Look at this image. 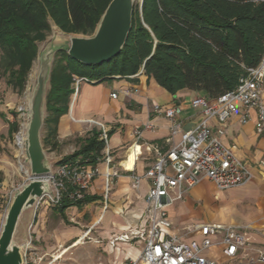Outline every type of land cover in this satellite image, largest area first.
<instances>
[{"label":"crops","instance_id":"obj_1","mask_svg":"<svg viewBox=\"0 0 264 264\" xmlns=\"http://www.w3.org/2000/svg\"><path fill=\"white\" fill-rule=\"evenodd\" d=\"M78 85L80 87L71 96L69 110L59 119L56 136L51 138L48 146H44L51 170L77 150V138L87 137L94 129L101 130L94 121L102 122L107 127L113 164L106 162L104 147L101 156L87 164L89 169L96 165L99 174L93 179L85 200L76 204L64 202L65 205L63 203L61 206L43 203L37 208L33 206L23 210L15 234L20 235V240L16 237L14 239L22 245L32 237L37 250L53 251L55 259L50 264H57L60 256L62 258L86 242L94 243L99 253L96 259L93 258L95 253H89L79 264H123L127 258H135L141 253L143 249H138L135 244L144 239L125 240L121 236L149 228L146 194L150 182L143 175L155 164L159 152L165 153L173 143L181 139L180 133L171 138L170 120L156 113L154 106L158 104L167 108L180 105L182 111L178 117L184 128L202 116L200 109L192 106L195 97L206 96L209 103H214L217 98L210 97L205 90L187 88L171 93L143 70L135 75L87 78ZM116 91L118 96L113 97L111 94ZM20 94L0 77V232L7 212L6 193L24 178L15 164L18 150L14 143L16 131H12L14 124H18L19 128L22 122L17 105ZM262 98L264 101V91ZM245 114V107L237 102V110L226 122L221 123L212 118L208 123L214 130H225L222 140L248 167L252 173L250 180L243 185L222 190L209 178H203L185 191L182 199L166 208L172 222L169 232L178 236L182 242L201 243L203 235L200 229H189L201 223L233 225L246 235V246L240 248L235 256H228L224 252L226 246L222 243L223 232L212 237L214 245L202 253L220 264L248 262L257 257L259 249L264 250V133L256 130V109H249L248 119L243 122ZM137 129L140 133H136ZM46 133L47 129L44 135L41 133L42 142ZM52 143L56 144L55 148H51ZM78 159L81 158L71 160ZM52 160L58 163L53 165ZM107 172H117L118 176L113 177L106 202L104 192ZM133 174L141 176L138 186H134ZM211 187L220 192L230 190L233 193L232 199L239 203L241 214L247 221L239 223L235 220L223 222L194 219ZM171 193L176 195L178 189L171 190ZM44 241L46 249L42 245Z\"/></svg>","mask_w":264,"mask_h":264},{"label":"trees","instance_id":"obj_2","mask_svg":"<svg viewBox=\"0 0 264 264\" xmlns=\"http://www.w3.org/2000/svg\"><path fill=\"white\" fill-rule=\"evenodd\" d=\"M111 0H0V77L17 93L26 89L40 45L56 26L92 35ZM264 56V0H143L135 5L122 53L99 65L54 57L46 93V147L69 110L76 77L102 79L141 70L171 93L205 90L212 98L236 89ZM14 124L12 131H17ZM101 130L77 138L71 159L95 162ZM56 144L52 143L51 148ZM67 202V201H66ZM70 203V202H68ZM65 205V203L63 204Z\"/></svg>","mask_w":264,"mask_h":264},{"label":"built area","instance_id":"obj_3","mask_svg":"<svg viewBox=\"0 0 264 264\" xmlns=\"http://www.w3.org/2000/svg\"><path fill=\"white\" fill-rule=\"evenodd\" d=\"M84 77H76L75 90ZM130 90H126L129 92ZM264 56L257 67L250 69V74L241 84L209 103L208 98L199 95L192 100V106L199 108L203 119L188 130H184L178 115L182 108L180 105L163 108L156 104V113L164 115L171 122V138L181 134L179 142H175L165 153L159 152L155 164L149 167L144 177L148 178L150 188L146 194V215L149 220L148 230L124 234L121 239H144L145 245L141 253L135 258H127L123 264H220L217 260L203 255L202 251L214 245L213 236L223 232L222 243L224 252L228 256H235L238 250L247 244L246 235L233 225L221 223L194 224L189 229H200L203 240L182 242L178 236L169 232L172 222L168 218L167 206L184 197L185 191L197 185L203 178L212 180L222 190L245 184L252 177L248 167L239 160L232 150L223 142L225 133L223 128L214 130L208 121L216 118L219 122H226L237 110V102L245 107L246 114L242 121L248 119V110L256 109V130L264 133ZM118 96V92L111 94ZM22 122L15 133V140L24 156L21 168L25 171L22 181L15 183L6 193L7 209L16 192L21 190L31 180H46L49 189L37 197L34 206L37 208L43 203L61 206L64 202L80 203L85 200L93 179L99 174L96 165L89 169L87 159L68 160L61 162L55 169L47 174L34 175L25 162V139L29 106H20ZM101 128L100 137L104 141L106 162L113 164L110 154L109 134L104 123L94 121ZM136 133H140L137 129ZM172 170L173 173L170 171ZM105 180L104 197L107 202L114 174L107 172ZM134 186H138L141 176L132 175ZM178 189L176 195L171 190ZM23 264L36 262L38 258L32 237L21 245ZM234 264H264V250L259 249L257 257L248 262Z\"/></svg>","mask_w":264,"mask_h":264},{"label":"water","instance_id":"obj_4","mask_svg":"<svg viewBox=\"0 0 264 264\" xmlns=\"http://www.w3.org/2000/svg\"><path fill=\"white\" fill-rule=\"evenodd\" d=\"M143 0H111L92 35H73L70 43H50L39 54L40 67L36 84L29 98V114L25 139V162L34 175L51 171V164L42 142L48 83L55 54L67 49L68 54L88 65H99L122 53L132 30L135 5ZM203 119L201 116L190 129ZM49 189L46 180L34 179L15 193L0 232V264H23L21 245L15 241L19 217L34 206L37 197Z\"/></svg>","mask_w":264,"mask_h":264},{"label":"rangeland","instance_id":"obj_5","mask_svg":"<svg viewBox=\"0 0 264 264\" xmlns=\"http://www.w3.org/2000/svg\"><path fill=\"white\" fill-rule=\"evenodd\" d=\"M73 35L75 34L63 32L58 27L54 26L52 31L49 33L47 40L41 43L40 51L44 50L47 47V45H49L50 43H56V44L70 43V38ZM39 67H40V61L39 59H36L32 67V70L30 72L26 89L24 90L22 94H20V101L17 104L18 108L23 105L29 106L28 101H29L30 96L32 95L33 87L37 81ZM79 87L80 85H78V88ZM45 113L47 114V111ZM45 129L46 127H43L42 135L45 134ZM14 143H15L16 150H18V157L15 158L16 159L15 164L17 168H20L23 176H25V171L24 169L21 168V162H24V156L21 152V149L16 143L15 135H14ZM19 158L21 159V161H19ZM51 163L53 165H56L58 161L52 160ZM207 191L208 192L205 194L206 195L205 202L197 210V213L194 215V219L209 220V221H223V222H231L232 220H235L239 223H243L247 221V218L243 214H241V208H240L239 203L236 202V200L232 199L233 193L230 190L220 192L217 189L211 187V188H208ZM216 194H217V197H215ZM15 237L17 240H20V235L19 236L16 235ZM144 244H145V241L142 240L141 242L136 243L135 246L138 249H143ZM42 245L44 249H46L45 248L46 241L42 242ZM34 247L37 251V256L39 259H37L36 262L32 261L31 264H42L43 262H44L43 264H50L54 261L55 255L53 251L48 252L47 250H44L43 252H40L39 250H37L36 246ZM56 253H58V251ZM89 253H95V256H93V258L96 259L99 252L94 243L92 242L83 243L82 245L70 251L67 255H64L62 258H60L61 257L60 256L57 264H79V261L82 258L88 257ZM73 255L75 258L73 257Z\"/></svg>","mask_w":264,"mask_h":264}]
</instances>
